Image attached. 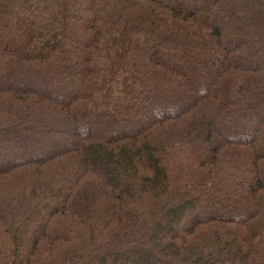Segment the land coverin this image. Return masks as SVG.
<instances>
[{"label": "trees", "instance_id": "16d2710c", "mask_svg": "<svg viewBox=\"0 0 264 264\" xmlns=\"http://www.w3.org/2000/svg\"><path fill=\"white\" fill-rule=\"evenodd\" d=\"M0 264H264V0H0Z\"/></svg>", "mask_w": 264, "mask_h": 264}, {"label": "bare ground", "instance_id": "6f19581e", "mask_svg": "<svg viewBox=\"0 0 264 264\" xmlns=\"http://www.w3.org/2000/svg\"><path fill=\"white\" fill-rule=\"evenodd\" d=\"M127 137V136H126ZM103 180V179H102Z\"/></svg>", "mask_w": 264, "mask_h": 264}]
</instances>
